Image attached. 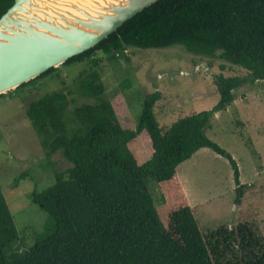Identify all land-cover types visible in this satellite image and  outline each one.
<instances>
[{"label": "trees", "instance_id": "obj_1", "mask_svg": "<svg viewBox=\"0 0 264 264\" xmlns=\"http://www.w3.org/2000/svg\"><path fill=\"white\" fill-rule=\"evenodd\" d=\"M13 3L0 0V17ZM175 45L206 57L221 52L245 75L215 76L218 102L167 128L153 113L161 94H149L132 125L124 99L105 95L96 68L104 60L127 59L130 48ZM79 62L89 66L77 87L84 102L74 105L69 119L65 91L44 95L25 112L45 157L60 153L70 164L32 196L55 230L29 249L13 251L18 233L0 187V264H264V246L246 224L205 237L176 175L181 163L207 148L227 159L239 185L235 160L206 131L211 117L235 100L236 89L264 82V0H159L62 66ZM58 69L16 90L53 78ZM148 179L160 188V206L154 205Z\"/></svg>", "mask_w": 264, "mask_h": 264}, {"label": "rangeland", "instance_id": "obj_2", "mask_svg": "<svg viewBox=\"0 0 264 264\" xmlns=\"http://www.w3.org/2000/svg\"><path fill=\"white\" fill-rule=\"evenodd\" d=\"M220 54L195 55L178 45L164 49L130 48L127 59L104 60L96 70L105 95L124 99L125 119L132 125L140 119L145 98L159 92L161 98L153 113L159 126L167 128L218 102L215 76L245 75L244 70ZM88 72L87 62L61 66L53 78L44 77L0 99V187L18 233V241L11 246L13 251L27 250L54 232V221L33 202L32 196L54 183L55 172L70 167L60 153L45 157L39 137L25 115L26 109L46 94L65 91L70 101L66 113L69 119L74 105L84 102L77 87L81 75ZM234 95L235 100L225 110L211 117L206 136L235 160L239 185L235 184L227 159L207 148L181 163L176 175L205 237L221 228L234 230L246 224L264 246V82L247 83ZM146 182L154 205L160 206L158 184L151 179ZM161 220L164 223L166 215L161 214Z\"/></svg>", "mask_w": 264, "mask_h": 264}, {"label": "water", "instance_id": "obj_3", "mask_svg": "<svg viewBox=\"0 0 264 264\" xmlns=\"http://www.w3.org/2000/svg\"><path fill=\"white\" fill-rule=\"evenodd\" d=\"M159 0H14L0 17V96L94 48Z\"/></svg>", "mask_w": 264, "mask_h": 264}, {"label": "crops", "instance_id": "obj_4", "mask_svg": "<svg viewBox=\"0 0 264 264\" xmlns=\"http://www.w3.org/2000/svg\"><path fill=\"white\" fill-rule=\"evenodd\" d=\"M203 149H204V148H203ZM198 151H199V150H198ZM198 151H197V152H198ZM197 152H196V153H197ZM177 180L179 181V179H178V178H177ZM179 183H180V185H181V188H182V190H183L184 192H186V191H185V189H184V187L182 186V184H181V182H180V181H179ZM186 196L188 197V195H187V194H186ZM187 199H189V197H188ZM191 207H192V206H191Z\"/></svg>", "mask_w": 264, "mask_h": 264}]
</instances>
